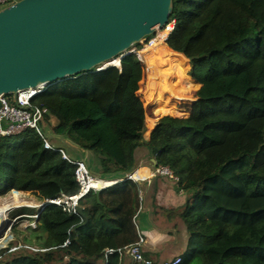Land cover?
<instances>
[{
  "label": "trees",
  "instance_id": "1",
  "mask_svg": "<svg viewBox=\"0 0 264 264\" xmlns=\"http://www.w3.org/2000/svg\"><path fill=\"white\" fill-rule=\"evenodd\" d=\"M173 1L175 28L161 45L171 72L157 78L144 50L142 58L129 53L120 66L48 85L32 98L44 111L45 135L29 128L19 140L0 137V196L31 191L45 201L79 193L76 160L64 158L53 137L92 152L88 166L105 179L137 169L136 151L145 146L186 193L168 210L189 234L178 264H264V0ZM182 61L190 74H181ZM143 183L126 178L99 195L90 190L82 211L46 203L32 232L0 249V264H122L117 251L106 258L105 250L142 236Z\"/></svg>",
  "mask_w": 264,
  "mask_h": 264
},
{
  "label": "water",
  "instance_id": "2",
  "mask_svg": "<svg viewBox=\"0 0 264 264\" xmlns=\"http://www.w3.org/2000/svg\"><path fill=\"white\" fill-rule=\"evenodd\" d=\"M173 9V0H16L0 9V95L101 70L116 58L109 65L119 66ZM15 221L0 217V239Z\"/></svg>",
  "mask_w": 264,
  "mask_h": 264
},
{
  "label": "built area",
  "instance_id": "3",
  "mask_svg": "<svg viewBox=\"0 0 264 264\" xmlns=\"http://www.w3.org/2000/svg\"><path fill=\"white\" fill-rule=\"evenodd\" d=\"M16 0H0V9L12 4ZM172 24V29L170 33L174 30L176 21L173 20L168 22L162 29L168 27ZM158 30L155 35H158ZM170 35V34H169ZM169 37V36H168ZM150 38V37H149ZM149 42L151 41V39ZM168 39V38H167ZM146 40V41H147ZM47 84L38 85L36 87H30L27 89L19 90L17 94H1L0 95V137H11L14 135H18L25 130L31 128L35 129L40 135H45L44 131L41 127V122L44 119V111L42 108L33 105L32 98L36 96L38 93H41L44 89L47 88ZM45 147L52 148L53 145L47 139H45ZM64 158L70 159L65 152L64 149H60ZM77 164L76 168V178L80 184V191L75 195H62L57 198L46 199L41 203V209L45 207L46 203H54L57 205H63L65 209L69 212H76L79 207L80 198L88 193L90 190L96 191L97 189H104L108 186L102 188L93 187L92 181L95 178H100L94 175L86 160H77L74 161ZM136 171H132L124 174V177L115 178L113 184L123 181L126 178L133 179L135 181L143 182L140 178L135 177ZM153 177L155 176H169L170 178H175L173 171L168 166H155L153 169ZM177 179V177L175 178ZM114 180V179H113ZM85 184H88L87 190H85ZM112 184V185H113ZM143 195L141 196V200H143ZM34 222H37V218L39 214H34ZM34 225V224H33ZM36 227V226H35ZM69 240L65 243L67 244ZM146 242L145 235L142 234L138 242L128 245L126 247L121 248H108L105 250V256L108 257L109 254L117 251L121 257H130L133 262H141L143 264H153V260L149 258H145L143 253V245ZM181 262V257L178 256L171 261L165 262L164 264H178Z\"/></svg>",
  "mask_w": 264,
  "mask_h": 264
},
{
  "label": "rangeland",
  "instance_id": "4",
  "mask_svg": "<svg viewBox=\"0 0 264 264\" xmlns=\"http://www.w3.org/2000/svg\"><path fill=\"white\" fill-rule=\"evenodd\" d=\"M154 37H156V35H152V36H150V38L149 37L148 38L151 39V38H154ZM146 42H149V40H147ZM141 46L143 47V44H141ZM133 48L134 49H132V50L138 49V48H135V47H133ZM145 50L150 52L149 63L148 64H149V66L151 67V69L153 71H157L158 72V74H156L157 78L160 75H163V73L171 72V70L173 68L171 69L170 66H168L166 64V63H169L168 61L170 59H165L164 58V53H163L162 49L158 50V49H153V48H148L147 47V49H145ZM141 55H142V53H141ZM163 59H164V61H163ZM171 64L175 65V63H171ZM104 66H102L100 68H103ZM109 66H112V65H109ZM179 67H180L181 74L186 75V74H188V72L190 74V70L191 69L189 70V67L185 64L184 61L181 62V65ZM152 76L156 77L154 74H152ZM157 78H155L154 87H155V85L157 83ZM170 82H171L170 84H174V85L176 84V83H174V79H170ZM149 88H150V91H153L152 89H154V88H151V87H149ZM182 93L190 94L188 91H183ZM191 105L192 104H189L190 110H191ZM145 109L147 111V108H145ZM171 117H175V116H171ZM157 122H155L153 130H154ZM153 130L149 134H147V131H148V128H147L146 132L144 133V137L146 139H149L151 134H152V132H153ZM47 131H48L50 136L54 135L52 132H50L49 128L47 129ZM21 138L22 137L20 135H17V136L14 135V136L11 137L12 140H19ZM52 141L55 144H57V145L61 144L62 146H64L65 150H66L65 152L67 153L68 157L71 156L76 161L77 160H86V161H88V163L91 161V158L93 156L92 152L87 151V153H86V151H84L82 149H78V150L74 149V148H72V146H70L67 143H65L64 142L65 140H63L62 137H53ZM135 156H136L137 162L141 163V166L138 167L137 169H135V171L137 172L140 169H147L146 172H148L147 175L145 174V176H146L145 179H141V178L140 179L144 183L149 182L152 178L155 179L156 176L153 177V175H154L153 169H154L155 166H153L152 168H149V167L145 166L147 164V162L151 161L150 158H147V156H150L148 148L145 147V146L140 147L136 151V155ZM95 166H93L91 168V171H92V173L94 175L100 176V175L97 174L98 172L95 171V169H94ZM175 178L173 177L171 179H175ZM163 184H165V183H163ZM154 187L155 186H153L151 192L149 193L150 196L154 193ZM167 193L168 192L163 193L162 191H159V194H158V201L159 202L158 203L161 204V205H164V208H159V210H156L158 212L154 213L155 218L159 222H161V223H159V225L171 226L172 224H176V226L179 228V230H181L182 228L186 230V226L183 225V222L181 220V216L180 215L175 214L173 217H170L168 210L173 208V207H170V204H169L170 201L167 198L164 197V195H166ZM179 194H182V195L186 196V193H185L184 190H179ZM161 196L164 197V199H162ZM11 198H22L25 201L24 202L25 205L23 204L22 206L14 207L12 210H10V212L8 211V215H10L9 217L16 220L14 222V226L17 225V230L13 231V229H11L9 231V233L5 237V239L2 242H0V249L8 246L10 244V242H12L14 240L16 241L17 240L16 239L17 235L20 236V237H23V233L24 234H28V233L32 232V230L35 228V226H37V222H38V221L36 223L34 222V216L33 215L38 213V211L41 209V203L43 202L39 198V196L37 194H35L34 192H31V191H19V192H16V191L11 190L6 195L0 196V204H4L6 201L10 200ZM142 211H143V209L140 212H142ZM138 222L141 225V229L143 230L140 217L138 218ZM150 224H152V222H150ZM147 226H149V224H147ZM19 244L20 243H18V245Z\"/></svg>",
  "mask_w": 264,
  "mask_h": 264
},
{
  "label": "crops",
  "instance_id": "5",
  "mask_svg": "<svg viewBox=\"0 0 264 264\" xmlns=\"http://www.w3.org/2000/svg\"><path fill=\"white\" fill-rule=\"evenodd\" d=\"M147 158H150L151 161L147 162L145 166L152 168L155 162L152 160L151 156H147ZM140 166L141 163L137 162V168ZM144 171L146 172L147 169H140L137 172L141 174L144 173ZM147 173L148 172L144 174L147 175ZM109 181H112V179ZM143 185L144 194H148L146 197L147 201H150H146L143 211L140 212L138 216V218H141L143 228L142 234L146 237V242L142 248L145 251L148 250L154 253L152 259L155 264H164L165 262L171 261L180 256V254L186 250L189 234L187 229L185 230L182 228L179 230L176 224H172L171 226L159 225L161 222L155 218L154 213L158 212L156 210H159V208L164 205L158 203V194L159 191H162L163 193L168 192L164 197L170 201V207H179L183 205L186 196L179 194L176 181L167 176H156L155 179L152 178L149 182L143 183ZM153 186H155L154 193L150 196L149 193ZM164 197L161 196L162 199H164ZM153 199H155V206L152 204ZM150 222H152V224H150ZM146 223L149 224V226H147ZM122 260V264H132L130 257L125 256Z\"/></svg>",
  "mask_w": 264,
  "mask_h": 264
},
{
  "label": "bare ground",
  "instance_id": "6",
  "mask_svg": "<svg viewBox=\"0 0 264 264\" xmlns=\"http://www.w3.org/2000/svg\"><path fill=\"white\" fill-rule=\"evenodd\" d=\"M172 24H170L168 27H166L163 30H158V35L156 37H154L153 39H151L150 42L147 43V46L145 47V49L148 48H153V49H162V43H164L165 41H167V38L170 34V31L172 29ZM145 49H140V50H133V52H137V54L139 55L140 58H142L141 53L145 50ZM164 61V59H163ZM118 64L119 63V58H116L114 61H111L110 63L107 62L105 63L103 66L106 67L109 64ZM120 66V64H119ZM102 67V66H101ZM102 69V68H101ZM155 78L154 76H150V82H149V87L154 88V83H155ZM153 90V89H152ZM150 91V88H149ZM144 173H146L144 171ZM144 173H139L136 172L135 173V177L141 178V179H145V174ZM99 177V176H98ZM114 183V180L109 181L107 179H101V178H95L94 181H92L93 187L96 188H102L105 186H110ZM85 190H87L88 188V184H85ZM24 200L22 198H11L10 200L6 201L4 204H0V217L4 216V215H8V211L10 212V210H12L14 207L17 206H22L24 204ZM25 205V204H24ZM10 216V215H9Z\"/></svg>",
  "mask_w": 264,
  "mask_h": 264
}]
</instances>
